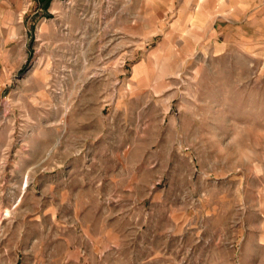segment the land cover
<instances>
[{"label":"rangeland","instance_id":"obj_1","mask_svg":"<svg viewBox=\"0 0 264 264\" xmlns=\"http://www.w3.org/2000/svg\"><path fill=\"white\" fill-rule=\"evenodd\" d=\"M19 1L0 8V264L62 232L116 264H264V7L198 30L185 0Z\"/></svg>","mask_w":264,"mask_h":264},{"label":"crops","instance_id":"obj_2","mask_svg":"<svg viewBox=\"0 0 264 264\" xmlns=\"http://www.w3.org/2000/svg\"><path fill=\"white\" fill-rule=\"evenodd\" d=\"M38 1V0H37ZM47 8H50V1ZM187 5H192L193 9L190 13H186V21L192 23L193 29L210 28L211 24L217 19L227 18L233 20V11L247 12L258 10L264 7V0H185ZM16 7L11 5L9 0H0V8L6 5V10L25 9V4L15 0ZM235 4V5H233ZM184 5V3H183ZM49 10V9H48ZM196 23H199L198 25ZM37 245L36 252L32 264H116L111 261L102 250H98L95 254L87 252L85 255L71 248L72 243L66 239V233L53 235L46 240H40Z\"/></svg>","mask_w":264,"mask_h":264},{"label":"trees","instance_id":"obj_3","mask_svg":"<svg viewBox=\"0 0 264 264\" xmlns=\"http://www.w3.org/2000/svg\"><path fill=\"white\" fill-rule=\"evenodd\" d=\"M40 3H42L45 7L49 4V0H38Z\"/></svg>","mask_w":264,"mask_h":264}]
</instances>
